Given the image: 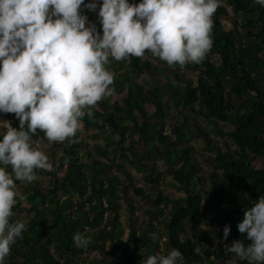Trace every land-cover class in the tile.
<instances>
[{
  "label": "trees",
  "instance_id": "1",
  "mask_svg": "<svg viewBox=\"0 0 264 264\" xmlns=\"http://www.w3.org/2000/svg\"><path fill=\"white\" fill-rule=\"evenodd\" d=\"M86 2L87 0H84L85 4ZM227 5L236 18H241L238 22L242 29L240 33L224 29L222 19L229 15ZM81 8L83 9L84 6L82 5ZM82 9L81 13L86 15L102 34L100 21L95 20L93 13ZM211 35L213 45L205 59L199 64H189L200 73L197 84L187 82L181 89L171 82L166 67L161 69L147 58L130 56L121 61L110 58V63L106 66L110 71L120 69L127 63L126 71L114 77L111 85L121 92L127 90L124 99L126 105L124 104V107L117 103L112 105L110 98L102 99L93 108L91 117L86 114L82 118L84 130L97 129L106 136L108 146L117 145L122 150L132 151L135 156L132 145L127 147L123 143L134 134H138L139 139L146 145L144 156L146 159L156 160L152 154L154 150L159 157L166 160L177 188L185 192L184 197L171 199L158 192L157 197L154 198L144 190H135L140 196L149 200L150 206H155L158 202L171 203L166 223V243L168 247L180 250L187 264L194 262L205 264L203 261L208 255L225 264L226 256L230 253H225L224 244L232 238L243 240L245 244L251 243L245 238L246 234L238 231L237 224L243 219L246 208L251 207L260 195H264V167L257 168L254 165L259 157L264 159V7L256 4L254 0H221L213 14ZM116 62L120 66H117ZM161 62L165 61L161 60ZM139 76H150L158 83L155 87L140 84L135 81ZM162 78L166 79L165 87L175 90L173 95H176L177 105L184 102L193 108L194 105L199 104V114L206 120L234 125L230 133V138L236 146L233 153L215 150L214 147L208 148L216 151L215 156L207 158L213 167L210 188L206 186V180L199 175L202 167L194 157V148L186 143L191 138V128L189 126L174 128L179 142L184 144L183 148L171 149L172 143H165L169 140V137L164 135L168 104L162 98L165 93V88L160 82ZM146 103L155 106L153 114L148 115L145 111ZM14 124L19 128L17 117ZM201 134L209 146L212 140L207 134L203 132ZM37 137H44L43 132L37 130L33 139ZM157 140L161 142V147L152 145ZM100 152L105 155L104 149ZM136 156L141 157L138 153ZM64 160L56 165V171L50 173L56 176L64 166ZM67 160L69 169L66 170L63 178L55 179L49 198L39 191L28 195L31 204L28 212H36V216L22 233V238H18L14 244L15 253L20 254L22 259L20 261L10 259L4 264H71L74 259L67 253L76 256V252L83 251V248L74 245L72 237L76 232L82 233L86 224L98 226L96 221L92 222L88 217L83 220L81 215H86L87 211L82 212L81 209L86 200L93 202V195H97L100 204L104 205L107 192L113 187L111 185L105 187L106 183L98 173H102L110 166L97 160L91 165L88 160L86 162L75 158H67ZM88 166H93L97 173L91 176V180L84 171ZM151 181L154 184L158 183L157 178H151ZM67 186L72 190L67 192L70 197L75 194L80 196L79 201L76 202L80 212L76 220L67 218L61 212L67 200L62 201L58 191L64 190ZM203 192L206 195L205 201ZM46 199L51 204L52 221L49 227L42 228L40 220L43 218V212L36 203L45 202ZM94 208L91 205L89 209ZM202 211L209 212V215L204 214V217L207 218L208 223L216 227L215 233L219 238L217 242L214 237H208L207 232L200 226ZM103 213L104 209L96 214L102 216ZM149 214L153 216L150 211ZM186 223H189L196 232L204 234L208 244L202 247L203 254L198 251L199 243L196 241L181 240L180 233ZM225 224L230 225L227 240H223ZM218 227L220 228L217 229ZM135 236L134 232L127 241H122L114 240V236L110 233L100 232L99 236L91 238L89 250L96 248L105 254V241L108 239L111 241L109 251L111 258L104 264H142V259L152 253L142 252L141 246H135L128 251ZM100 240L103 242L101 246L98 244ZM51 244L55 248V254L50 251ZM87 263L94 264L95 261L90 260ZM206 264H213V260H209L208 257ZM236 264H248V262L238 258Z\"/></svg>",
  "mask_w": 264,
  "mask_h": 264
},
{
  "label": "clouds",
  "instance_id": "2",
  "mask_svg": "<svg viewBox=\"0 0 264 264\" xmlns=\"http://www.w3.org/2000/svg\"><path fill=\"white\" fill-rule=\"evenodd\" d=\"M254 2L264 7V0ZM97 3L0 0V112L19 120L17 130L0 119V264L26 230V221L12 219L13 206L25 198L16 181L30 183L37 169L54 167L40 140L33 139L37 130L49 143L78 142L82 118L91 117L97 102L114 91V73L106 67L110 58L147 52L169 66L199 64L212 48L213 14L221 0H102V34L94 23L86 26L80 11L82 5L96 10ZM237 229L251 243L235 239L224 244L225 253L264 264V195L246 208ZM229 232L225 224L223 240ZM72 239L84 248L91 237L76 232ZM143 264H184V258L172 248L148 255Z\"/></svg>",
  "mask_w": 264,
  "mask_h": 264
},
{
  "label": "rangeland",
  "instance_id": "3",
  "mask_svg": "<svg viewBox=\"0 0 264 264\" xmlns=\"http://www.w3.org/2000/svg\"><path fill=\"white\" fill-rule=\"evenodd\" d=\"M132 3H139V0H130ZM87 0L86 3H88ZM102 3V0H98L97 9L89 10L87 8H80L82 11H89L93 13L95 20L100 21L98 18V9L99 5ZM82 7V6H81ZM229 15L222 19L224 29L226 31L233 30L234 32L240 33L242 31L240 25L238 24L239 18H236L232 12V9L227 5ZM91 23L87 19L86 26ZM97 32H101L99 28H96ZM147 51V50H146ZM149 59L152 64L159 66V68H167L166 73L170 77L171 82L176 85L179 89L183 88L187 82H193L197 84V81L200 77L199 71L195 70L189 64H186L183 68H180L179 65L169 66L165 62H161L159 58L152 57L149 53H145L144 57ZM117 66H120L116 62ZM126 64L120 69H112L114 77L119 73L126 71ZM161 85L165 88V93L163 95V100L167 102L168 109L166 110L165 116V129L164 135L169 137L167 142H171V149L177 147H184L183 143H180L178 140V135L174 132L176 126H189L191 128V138L186 142L191 148H194L193 153L196 158L197 163L202 167L199 175L206 180V186L211 187V172L212 165L207 161L209 156H215L216 151H212L211 147L216 148L215 150H220L226 153H233L236 146L230 138V133L234 129V125L230 123H222L219 121L210 122L206 120L201 114H199L200 106L196 104L193 108L189 105H186L184 102L177 105V98L174 89H169L165 87L166 79H161ZM140 84H148L151 87H155L158 83L156 80L150 76H139L135 79ZM114 91L111 95L104 97L103 99L110 98V103L119 104L124 107L126 105L125 98L127 90L123 92L116 89L115 86H111ZM146 90V89H145ZM144 109L148 115H151L155 112V106L153 104L146 103L144 104ZM124 113V112H123ZM122 113V115H123ZM15 114L14 113H2L0 112V119H7L10 121L13 127L17 128L15 123ZM84 127V126H83ZM19 130V128H17ZM205 133L212 140L208 146L206 143L205 137L201 133ZM108 134V133H107ZM76 137H79L78 142L69 143L67 140L64 142H51L49 143L45 137H37L36 139L40 140V148L42 151L48 155L49 160L53 163V169L51 171L37 169V179L30 183H17V190L24 195L23 201H18L16 205L13 206V217L15 220H24L26 221V229L29 224L32 222L36 212H28V209L31 207L30 202L28 201V195L34 192H41L49 198L52 194L54 182L57 178H63L66 170L69 169V163L67 168L64 166L57 175L54 176L50 172L56 171V165L60 161L66 158H75L79 159L82 162L88 160L91 165L95 160L110 166L102 173L99 172L98 175L104 180L105 187L111 185L112 190H108L107 195L104 199V205L100 204V201L97 195H93V202L90 203L88 200L84 202V206L81 211H87L86 215L82 214V219L85 217L89 218L92 222L96 221L98 226H93L86 224L82 234L95 238L99 236L100 232L103 234L110 233L114 236V240L120 239L122 241H127L132 233H136L134 241L131 243V246L128 248V251H131L135 246H141L142 252H151L152 255L156 253L167 254L172 248L168 247L167 241V219L169 215V210L171 208V203L168 202H158L155 206H150L146 197L140 196L135 189L144 190L148 195H152L154 198L157 197L158 192H161L163 195L168 196L171 199H176L179 197H184L185 192L177 188V183L174 181L172 174L168 170V164L164 158L159 157L156 152L153 150L152 154L155 156V161H150L146 159L145 151L146 145L142 140L139 139L138 134H134L132 138L126 139L123 143L124 146L129 147L131 144L134 153L141 155V157L134 156L132 151L127 149H120L117 145H107V139L105 135L99 133L97 129H92L85 131L84 128L82 131H78ZM74 137L73 139H75ZM152 145L161 147V142L154 141ZM105 150V155L100 151ZM58 153L60 155H58ZM79 163V161H78ZM254 165L257 168L264 167L263 157H259ZM85 173L88 174L89 180L93 174H97L93 166H88L84 168ZM151 178L158 179V183L154 184L151 181ZM88 181V179H87ZM32 187V189L30 188ZM36 188V190L34 189ZM91 191V189L89 188ZM72 190L67 186L64 190L60 189L58 192L61 200H67L65 206L61 208V212L68 218L71 217L72 220H76L78 212V207L76 202L79 201V194H75L73 197L69 196L67 192ZM204 201L206 200V195L203 192ZM85 199V197H84ZM72 202V203H71ZM94 206L93 210H90V206ZM36 206L43 212V218L41 221V227L47 228L50 226L52 221L51 213V204L47 199L45 202L37 201ZM104 209L102 216L96 214L99 211ZM149 211L153 213V216L149 214ZM205 215H209L208 211H202V222L200 224L201 228L206 231V235L210 238L214 237L215 242L219 240L217 233H215L216 227L207 222ZM69 220V219H68ZM80 223V222H79ZM218 227L217 229H219ZM55 231V230H54ZM181 240H194L198 245V251L203 254V246L207 245L208 242L205 241L204 234L196 232L189 223H186L184 230L180 233ZM139 239V241H138ZM113 240V241H114ZM234 238H232L227 244H231ZM103 242L98 241L99 246ZM110 243L108 239L105 241V254L101 252L100 249L93 248L89 250L91 244V239L87 247L83 248V251L76 252V256H72L67 253L68 256H71L74 261L71 264H88L90 260H94V264H104L110 260L111 255ZM51 244V253L55 254V248ZM15 246H11L9 255L5 258L7 260L13 259L15 261H20L22 257L20 254L15 253ZM81 249V248H80ZM65 254V253H64ZM64 257H66L64 255ZM209 260H213V264H221L214 257L208 255ZM207 257V258H208ZM147 257H144L143 260ZM207 258H204V263H207ZM239 257H236L235 254H228L226 256L225 264H236V260ZM61 262H64V258H61ZM184 264L187 262L184 261ZM191 264V263H189ZM192 264H201L199 262H194Z\"/></svg>",
  "mask_w": 264,
  "mask_h": 264
}]
</instances>
